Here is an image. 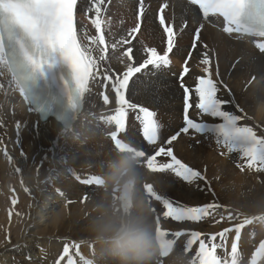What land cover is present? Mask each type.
<instances>
[{
    "label": "bare ground",
    "instance_id": "obj_1",
    "mask_svg": "<svg viewBox=\"0 0 264 264\" xmlns=\"http://www.w3.org/2000/svg\"><path fill=\"white\" fill-rule=\"evenodd\" d=\"M121 1L116 0L117 3ZM129 1L132 5L136 2ZM83 5L84 0H78L77 12ZM112 12L107 11L102 18L105 21L102 29L109 44L107 59L100 62L101 67L96 70L98 79L90 83L83 109L67 131L51 118L40 122L37 114L29 111L30 106L15 89L11 75L6 72L0 75V264H57L66 244L70 246V253L78 264L81 261L76 255V244L79 245L80 255L90 259L93 246L88 240V220L95 215L96 202L106 197L114 199L115 196L111 195L109 188L104 191L100 187L85 186L80 180L87 179L92 172L97 171L108 178L120 159L108 141L106 150L100 144L101 139H105L103 133L109 129L101 118L106 115L105 111L111 103L115 102V92L108 85L105 86L102 77L105 70L109 75L122 73L128 63L138 64L143 58L142 48L135 43L131 47L133 61L120 57L121 44L117 45V49L111 48L110 45L115 41L112 35L114 37L127 26L125 22L122 24L124 28L117 25L118 28L116 22L121 13ZM153 13L154 9L146 13L140 32L151 33L150 46H158L160 52L164 49L163 35ZM88 17L87 25L77 24L76 21L78 35L83 43H88V37L96 36L91 23L95 13L92 12ZM122 22H118L119 25ZM191 28H185L179 35L172 55L179 57L186 50ZM201 38L204 43L216 44V53L213 55L208 46L201 44L193 50L189 66L204 67L199 60L207 52L211 61L210 72L213 69L220 75L217 81L218 98L227 102L222 110L241 117L239 126L252 127L257 135L264 136V55L255 53L246 43H235L220 32L215 34L209 29H204ZM237 57L238 61L234 62ZM194 73H188L183 79L192 90L191 114L200 121L222 123L220 118L202 115L196 109L198 97L194 89L197 78L203 75ZM102 92L109 96L107 105L103 102ZM126 98L134 104L152 107L161 116L178 118L181 113L182 93L178 82L168 77L162 68L157 70L150 66L133 78ZM218 139L214 144L204 141L197 146L182 137L173 144L176 156L200 171L204 180L189 184L171 172L149 173L139 169L146 184L153 185L159 194L173 202L185 206L209 203L220 206L213 217L200 222H176L165 219L163 205L151 199L149 205L155 207L151 212L152 217H160L162 228L200 232L201 239L206 243H209L211 235L226 228L233 229L227 234L225 246L218 249L229 252L236 236V224L241 261L247 263L255 248L264 241V171L248 168L242 149L230 150L218 143ZM163 159L162 163L170 161ZM138 188L143 196V187L138 185ZM10 198L13 206L7 203ZM228 213H232L236 219L220 220L221 215L227 216ZM217 220L220 222L216 223ZM14 226L16 228L13 231ZM8 232V242L3 241ZM188 237L182 236L179 242L181 248ZM220 242L219 236L212 241ZM198 248L199 242L189 253L182 254L181 263L192 264ZM179 254L180 250H174L173 262ZM61 264H66V258ZM258 264H264V259L259 260Z\"/></svg>",
    "mask_w": 264,
    "mask_h": 264
},
{
    "label": "snow or ice",
    "instance_id": "obj_2",
    "mask_svg": "<svg viewBox=\"0 0 264 264\" xmlns=\"http://www.w3.org/2000/svg\"><path fill=\"white\" fill-rule=\"evenodd\" d=\"M192 6L198 7L205 19L209 17L223 18V32L229 35L237 34V39L245 36L264 38V0H188ZM169 5L165 2L159 7L157 20L165 36V49L163 54L155 47L146 48V59L135 65L128 63L123 73L109 75L107 70L102 79L105 86L111 83L115 92V103L117 107L113 115L104 119L105 123L115 126V131L110 133L111 141L115 148L130 150L137 157L146 160V166L152 172H171L186 183L192 184L197 180H204L205 177L198 170L193 169L178 159L172 147H159L154 154L148 156L142 149H137L119 138L120 133L126 131V122L129 112H138L136 119L141 125V132L144 141L155 145L159 139L161 125L156 119V113L146 107L132 103L126 98V92L130 82L138 74L144 73L151 68L160 69L170 64L169 54L177 46L179 35L187 27V22L181 25L179 31L174 23L168 22L165 12ZM78 0H0V75L11 74L15 89L30 106L29 111H35L42 115H54L62 122L65 131L71 128L73 121L81 113L84 104L85 94L90 91V83L98 79L97 71L101 61L107 59L109 44L105 38L102 25L105 21L102 14L106 11L105 0H89V7L86 14L95 13L91 23L96 30V36L88 37V43H83L78 35L76 26V12ZM147 11L145 0H139L137 12V24L129 35L140 31L141 21ZM200 28L194 34L192 49L195 50L200 42ZM134 38V36H133ZM131 44V40L122 39L111 44L115 49L118 44ZM207 47V45H205ZM255 47L264 54V42H257ZM94 53H96L94 55ZM133 49L129 47L123 55L128 61H133ZM191 52L189 53V58ZM67 65L71 70L70 75L65 77L62 71L58 70L54 76L49 75V70L54 64ZM205 76L197 78L194 89L198 102L196 109L202 115L213 118H220L222 123L209 125L204 122L195 121L190 118L189 109L191 89L184 87V127L181 132L188 133L194 130L196 133L212 132L217 135L218 143H222L230 150L240 148L246 158L248 168L256 171H264V136H259L249 126H239L241 117L222 110V105L227 103L218 98L217 81L212 79L210 72L211 61L207 52L201 61ZM189 72L187 60L181 73V78ZM105 105L109 103V96L101 93ZM179 133L172 135L167 141L171 144L178 137ZM168 157L169 162L158 163V157ZM82 183L99 185L102 180L99 176L89 177L82 180ZM147 199H154L160 202L165 209L163 217L176 222H200L216 214L220 207L215 203L200 206H185L173 202L166 196L159 194L153 185H146ZM151 211L153 209L149 205ZM232 213L227 216L221 215L220 220H235ZM217 220L216 223H219ZM233 229L226 228L223 231L211 235L209 243L201 239L200 232L191 231L190 238L185 245V251L197 241L199 248L192 264H238V243L240 237L237 234V226L234 230L235 238L231 242V250L227 253L228 259L217 254L218 249L223 248L227 234ZM155 231L161 239V246L168 251L174 249L176 239L185 234L184 231L169 233L162 229L160 219L157 217ZM174 238H169V236ZM217 236L220 243H212ZM76 255L79 256L81 264H91L89 258L80 255L79 245H74ZM66 258V264H76L70 253V246L65 245L57 264ZM264 259V241L259 243L251 255V264H258ZM163 264V258H161Z\"/></svg>",
    "mask_w": 264,
    "mask_h": 264
},
{
    "label": "clouds",
    "instance_id": "obj_3",
    "mask_svg": "<svg viewBox=\"0 0 264 264\" xmlns=\"http://www.w3.org/2000/svg\"><path fill=\"white\" fill-rule=\"evenodd\" d=\"M108 184L114 199L107 197L94 205L95 215L87 223L92 244L91 264H157L168 254L155 232L151 210L138 185L143 181L133 151H119Z\"/></svg>",
    "mask_w": 264,
    "mask_h": 264
},
{
    "label": "rangeland",
    "instance_id": "obj_4",
    "mask_svg": "<svg viewBox=\"0 0 264 264\" xmlns=\"http://www.w3.org/2000/svg\"><path fill=\"white\" fill-rule=\"evenodd\" d=\"M122 1H124V0H122ZM122 1L120 2V3H117L116 2V0H111L110 1V3L108 4V6H107V8H106V12L107 11H113L112 12V14H117L118 13V11L120 10V8L122 7L121 5H122ZM85 4H88L87 3V1L86 0H84V5ZM83 5V6H84ZM119 5V6H118ZM125 6L127 5V3L125 2V4H124ZM82 6V7H83ZM120 12V11H119ZM121 13V12H120ZM90 14H92V12L90 13ZM77 15H78V17L76 16V21H77V18H78V21L80 22L79 24H85V25H87L88 24V20H89V17H87L86 18V16L85 15H83L81 12L79 13V12H77ZM153 15H154V13H153ZM123 21V19H119L117 22H116V26L118 25L119 27H121V29L122 28H124L126 25V27L124 28V31H123V29H122V31H120L119 32V37H117V38H115L113 41L114 42H116V40L117 41H121L122 39H126L127 38V36L129 35V33H130V30L128 31L127 29H128V24L132 21V17H128V20L127 21H124V22H122V23H120V25H119V23L118 22H120V21ZM127 24H126V23ZM125 23V24H124ZM122 24H124V25H122ZM117 26V27H118ZM118 27V28H119ZM142 27V26H141ZM120 29V30H121ZM126 29V30H125ZM127 31V32H126ZM122 33H125V34H122ZM141 32L139 31L138 32V36L135 38V40H133L134 42L130 45V47H132V45L135 43V44H137V46H139L140 48H142V51H143V53L142 54H144V50L146 49V48H148L149 46H150V42H149V38H150V34H149V32H147V31H142V33L140 34ZM112 41V42H113ZM148 41V42H147ZM111 42V43H112ZM113 42V43H114ZM117 43V42H116ZM119 46V45H118ZM118 46L115 48V49H117L118 48ZM120 46H122V48H121V50H123V49H125L126 47H125V45H123V43H121V45ZM144 47V48H143ZM146 47V48H145ZM150 48V47H149ZM183 48H185V47H183ZM123 51H121V55H120V57H124V58H127V57H125L124 55H123V53H122ZM183 52V51H182ZM173 57H177V56H174V55H172ZM146 57V55L142 58V59H144ZM177 58H181V56L179 55V57H177ZM200 63V62H199ZM192 70V72H190ZM193 72H195V73H197V74H202L203 76H205V72H204V68L203 67H200V66H197V65H194V68L192 67H190V70H189V73H191V74H193ZM122 73H123V71H122ZM194 73V74H195ZM213 72L211 71V77H212V79H214L215 77H214V75L212 74ZM175 80V79H174ZM214 80H216V79H214ZM111 83H109V84H107L108 86L110 85ZM105 93V92H104ZM116 105V103L114 102V103H111V107L112 106H115ZM110 106L106 109V111L108 112V110H109V108H110ZM222 107H226L225 106V103L222 105ZM210 136V138L209 139H201V141H207V142H211L212 144H214L215 142L214 141H212V139H211V135H209ZM214 137H215V140H216V138H217V135L216 134H214ZM101 141H102V143H101ZM101 141H100V144L102 145L101 146V148L103 149V150H106L107 148V142L106 141H108L106 138L104 139H101ZM109 142V141H108ZM110 143V142H109ZM192 143H194V142H192ZM104 144V145H103ZM106 144V145H105ZM202 143L200 142V144L198 145V146H200ZM193 144H191L190 146H192ZM194 145H196V144H194ZM165 158V157H164ZM164 159L162 158V159H160V162H162ZM95 171H97V170H95ZM95 172H92V174H94ZM97 174H101L102 172H100V171H97L96 172ZM143 197L145 198V195H143ZM12 198V197H11ZM11 198L9 199V202H7V203H9L10 205H12L13 206V204L11 203ZM150 204V203H149ZM29 206V205H28ZM153 207V206H152ZM55 209H56V207H55ZM57 210V209H56ZM152 212V211H151ZM3 216H5V215H3ZM153 221H154V219H153ZM15 228H16V226H14V229H13V231L15 230ZM17 231V230H16ZM7 237H3V241H7L8 240V238H10V232H8V234L6 235ZM10 240V239H9ZM8 242V241H7Z\"/></svg>",
    "mask_w": 264,
    "mask_h": 264
}]
</instances>
